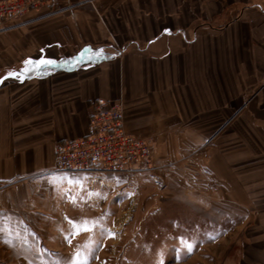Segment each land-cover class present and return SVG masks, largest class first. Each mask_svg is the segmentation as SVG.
I'll use <instances>...</instances> for the list:
<instances>
[{
	"label": "crops",
	"instance_id": "0c3cea01",
	"mask_svg": "<svg viewBox=\"0 0 264 264\" xmlns=\"http://www.w3.org/2000/svg\"><path fill=\"white\" fill-rule=\"evenodd\" d=\"M88 49H103L105 56L90 59ZM41 57L58 64L23 80L7 77L26 59ZM4 77L0 229L20 233L0 231L11 241L6 264H41L45 234L71 231L50 220L63 210L55 147L88 133L100 99L122 102L134 130L157 116H208L233 106L212 135L204 127L185 128L183 144L209 147L203 167L214 199L245 202L247 217L261 219L264 252V0L50 2L20 19L0 20Z\"/></svg>",
	"mask_w": 264,
	"mask_h": 264
},
{
	"label": "rangeland",
	"instance_id": "374dc122",
	"mask_svg": "<svg viewBox=\"0 0 264 264\" xmlns=\"http://www.w3.org/2000/svg\"><path fill=\"white\" fill-rule=\"evenodd\" d=\"M236 107L240 110L242 105ZM234 109L219 107L216 114L211 109L208 116H157V121L139 130L125 123L129 132L151 144L150 164L145 170L124 173H63V210L60 216L50 218L51 222L56 219L62 230L72 231L70 220H96L104 228L82 231L72 237L71 243L67 238L71 231L46 233L42 249L47 251L40 252L41 264L44 260L70 261L89 240L94 241L96 249L89 264H160L161 259L164 264L263 261V232L257 224L261 219L248 218L243 201L214 199V185L203 167L209 161V147L183 144L185 128L204 127L212 135ZM237 120L244 123L242 118ZM69 179L81 180L82 187L70 185ZM68 190L76 195L75 202ZM57 221L56 229L60 225ZM108 229L115 235H107ZM181 237L196 242L191 253L182 248ZM6 241L0 234V264L11 259L12 250ZM18 252L29 256L30 249ZM35 253L31 250L30 261L37 259Z\"/></svg>",
	"mask_w": 264,
	"mask_h": 264
},
{
	"label": "built area",
	"instance_id": "2783aa9c",
	"mask_svg": "<svg viewBox=\"0 0 264 264\" xmlns=\"http://www.w3.org/2000/svg\"><path fill=\"white\" fill-rule=\"evenodd\" d=\"M60 1L6 0L0 3V20L20 19L32 9ZM151 153L148 140L127 130L122 102L100 99L94 104L88 133L57 143L54 171L92 174L145 170Z\"/></svg>",
	"mask_w": 264,
	"mask_h": 264
},
{
	"label": "snow or ice",
	"instance_id": "6c2138e0",
	"mask_svg": "<svg viewBox=\"0 0 264 264\" xmlns=\"http://www.w3.org/2000/svg\"><path fill=\"white\" fill-rule=\"evenodd\" d=\"M87 51L92 52V56L90 57V59L92 58H102L105 56V52L103 49H98L93 51L92 49H88ZM81 57L75 58L76 62H79V59ZM58 64V61L55 59H51V58H45V57H41L39 59H33V58H28L24 61V68L17 71V70H11L7 73V77H15L17 79L23 80L25 78H27L28 74L33 72V71H39V69L41 67H47V66H55ZM4 78H0V80L5 79ZM119 179V178H117ZM68 183L71 184H76L80 187H82V181L78 180V179H69ZM68 195L69 198L75 202L76 201V195H73L71 193L70 190H68ZM91 195V193H90ZM10 219V217H9ZM70 223L72 225V231L70 233H68V241L69 243H71L72 237H74L75 235H78L80 232L82 231H87V232H92L95 230V228L97 226H99L101 229L104 228V226L102 224H98V221L93 220L91 222H89L88 220H83V221H76V220H70ZM0 231H7V234L9 237H19L20 233L19 230H16L15 232L8 227L7 229H0ZM107 235L109 236H114L115 233L112 232L110 229L107 230ZM212 239H215V237H210ZM22 241L27 244V238L26 237H21ZM6 242H11V241H6ZM180 242L182 245L183 249H186L187 252L191 253L194 249V247L196 246V242L194 240H188L185 239L184 237L180 238ZM94 241L89 240L87 242V247L80 249L78 248L72 255V258L70 261H62L60 259H54L52 261H48V260H44L42 261V264H89L90 259L92 258V256L94 255L95 252V248L93 247ZM43 251H47L46 249H42L41 252ZM163 255V254H161ZM160 264H164V261L161 259Z\"/></svg>",
	"mask_w": 264,
	"mask_h": 264
}]
</instances>
